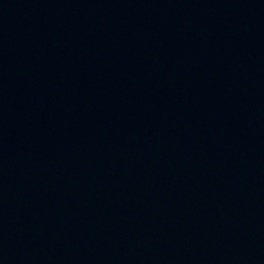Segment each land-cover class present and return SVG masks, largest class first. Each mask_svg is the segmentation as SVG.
I'll list each match as a JSON object with an SVG mask.
<instances>
[{"label":"water","instance_id":"1","mask_svg":"<svg viewBox=\"0 0 264 264\" xmlns=\"http://www.w3.org/2000/svg\"><path fill=\"white\" fill-rule=\"evenodd\" d=\"M0 264H264V0H0Z\"/></svg>","mask_w":264,"mask_h":264}]
</instances>
